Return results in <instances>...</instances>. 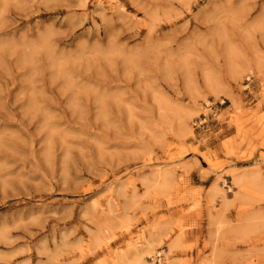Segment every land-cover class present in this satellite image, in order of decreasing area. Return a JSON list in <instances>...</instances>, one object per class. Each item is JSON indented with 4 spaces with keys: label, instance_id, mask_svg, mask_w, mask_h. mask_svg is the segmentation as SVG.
I'll return each instance as SVG.
<instances>
[{
    "label": "rangeland",
    "instance_id": "rangeland-1",
    "mask_svg": "<svg viewBox=\"0 0 264 264\" xmlns=\"http://www.w3.org/2000/svg\"><path fill=\"white\" fill-rule=\"evenodd\" d=\"M0 264H264V0H0Z\"/></svg>",
    "mask_w": 264,
    "mask_h": 264
}]
</instances>
